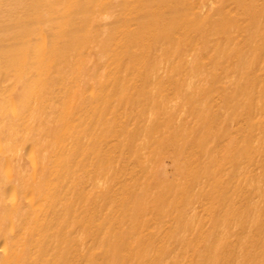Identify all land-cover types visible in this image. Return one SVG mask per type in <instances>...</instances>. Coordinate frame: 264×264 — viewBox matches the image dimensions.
I'll use <instances>...</instances> for the list:
<instances>
[{
	"label": "bare ground",
	"instance_id": "6f19581e",
	"mask_svg": "<svg viewBox=\"0 0 264 264\" xmlns=\"http://www.w3.org/2000/svg\"><path fill=\"white\" fill-rule=\"evenodd\" d=\"M0 264H264V0H0Z\"/></svg>",
	"mask_w": 264,
	"mask_h": 264
}]
</instances>
